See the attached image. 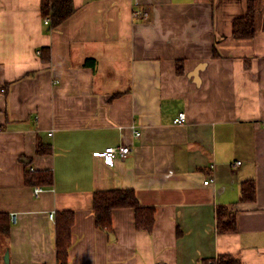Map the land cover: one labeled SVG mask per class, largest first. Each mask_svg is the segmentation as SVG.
I'll list each match as a JSON object with an SVG mask.
<instances>
[{"label": "crops", "instance_id": "1", "mask_svg": "<svg viewBox=\"0 0 264 264\" xmlns=\"http://www.w3.org/2000/svg\"><path fill=\"white\" fill-rule=\"evenodd\" d=\"M40 1L0 0L6 263L57 264V213L71 211L68 264H264V0H72L55 29ZM249 5L255 33L237 39ZM119 145L113 165L96 154ZM40 171L51 188L34 196L25 174ZM114 189L155 208L150 232L130 208L112 210V234L96 228L93 193ZM220 205L235 232L217 233Z\"/></svg>", "mask_w": 264, "mask_h": 264}, {"label": "trees", "instance_id": "2", "mask_svg": "<svg viewBox=\"0 0 264 264\" xmlns=\"http://www.w3.org/2000/svg\"><path fill=\"white\" fill-rule=\"evenodd\" d=\"M40 12L43 19L51 21L48 27L55 29L74 12L72 0H41ZM254 12L248 6L247 14L233 20L232 35L237 39L253 37ZM43 59L48 52L44 47L40 50ZM46 59V58H45ZM37 152H43L37 149ZM52 176L48 171H40L25 174L26 185H38L49 187ZM254 194V185L250 181L241 188L240 201L251 200ZM118 208H130L134 212V225L139 231L150 232L155 221V208L142 206L131 189H114L95 191L92 198V212L96 228L112 234V210ZM8 216L0 213V234H6L9 228ZM216 231L218 234H229L236 231L235 214L226 206L220 205L215 209ZM73 224V213L61 211L57 213L55 221V254L57 264H68V250L71 246V226ZM201 264H241L239 258L230 254H221L212 259H205Z\"/></svg>", "mask_w": 264, "mask_h": 264}, {"label": "built area", "instance_id": "3", "mask_svg": "<svg viewBox=\"0 0 264 264\" xmlns=\"http://www.w3.org/2000/svg\"><path fill=\"white\" fill-rule=\"evenodd\" d=\"M50 22L49 18L44 19V24ZM185 122V114L179 112L177 116L173 119L174 124H183ZM135 136H139V132L133 131ZM130 151V148L127 145H119L117 147H106L104 151L96 153L97 155L103 157L104 161L108 165H112L115 159L124 158ZM32 170V169H30ZM205 185L208 184V181L203 182ZM42 192V188L35 187L34 194L38 195ZM49 218L54 219V212H50Z\"/></svg>", "mask_w": 264, "mask_h": 264}, {"label": "bare ground", "instance_id": "4", "mask_svg": "<svg viewBox=\"0 0 264 264\" xmlns=\"http://www.w3.org/2000/svg\"><path fill=\"white\" fill-rule=\"evenodd\" d=\"M116 147H117V146H116ZM128 147H129V146H128ZM129 148H130V147H129ZM130 150H131V149H130ZM129 152H130V151H129ZM128 154H129V153H128ZM128 154H127V155H128ZM127 155H126V156H127ZM126 156H125V157H126ZM103 160H104V159H103ZM115 160H116V159H115ZM115 160H114V161H115ZM104 162H105V161H104ZM113 163H114V162H113ZM105 164H106V163H105ZM107 165H108V164H107ZM112 165H113V164H112ZM30 169H32V168H29V171H33V169H32V170H30ZM206 181H208V183H210V182L212 181V179H207ZM203 182H204V181H203ZM203 184H204V183H203ZM204 185H205V184H204ZM206 185H207V184H206ZM35 187L42 188V192H44V191L46 190L44 187H41V186H34V187H33V194H34V188H35ZM47 189H49V188H47ZM42 192H41V193H42ZM41 193H39L38 195H35V194H34V196H39ZM50 212H54V219H53V220H51L50 218H49V219H50L51 221H54V220H55V217H56V212H55V211H49V213H48V217H49Z\"/></svg>", "mask_w": 264, "mask_h": 264}, {"label": "rangeland", "instance_id": "5", "mask_svg": "<svg viewBox=\"0 0 264 264\" xmlns=\"http://www.w3.org/2000/svg\"><path fill=\"white\" fill-rule=\"evenodd\" d=\"M44 187V186H42ZM44 188H51V187H44ZM3 237L0 235V264H7L4 260L5 251L3 252V245L5 244L4 240H2Z\"/></svg>", "mask_w": 264, "mask_h": 264}, {"label": "water", "instance_id": "6", "mask_svg": "<svg viewBox=\"0 0 264 264\" xmlns=\"http://www.w3.org/2000/svg\"><path fill=\"white\" fill-rule=\"evenodd\" d=\"M4 260H5V262H7V261H8V253H7V252H5V255H4Z\"/></svg>", "mask_w": 264, "mask_h": 264}]
</instances>
